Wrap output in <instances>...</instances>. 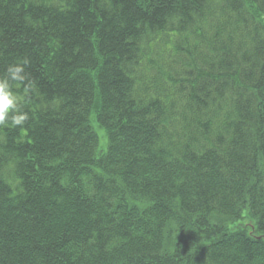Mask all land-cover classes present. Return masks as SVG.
<instances>
[{
    "label": "trees",
    "instance_id": "16d2710c",
    "mask_svg": "<svg viewBox=\"0 0 264 264\" xmlns=\"http://www.w3.org/2000/svg\"><path fill=\"white\" fill-rule=\"evenodd\" d=\"M24 59L0 264H264V0H0Z\"/></svg>",
    "mask_w": 264,
    "mask_h": 264
},
{
    "label": "clouds",
    "instance_id": "9594fccd",
    "mask_svg": "<svg viewBox=\"0 0 264 264\" xmlns=\"http://www.w3.org/2000/svg\"><path fill=\"white\" fill-rule=\"evenodd\" d=\"M27 59L9 65L4 75H0V126H23L29 119L28 113L20 108V98L13 90L14 86H23L27 96L33 89V83L28 80Z\"/></svg>",
    "mask_w": 264,
    "mask_h": 264
},
{
    "label": "rangeland",
    "instance_id": "374dc122",
    "mask_svg": "<svg viewBox=\"0 0 264 264\" xmlns=\"http://www.w3.org/2000/svg\"><path fill=\"white\" fill-rule=\"evenodd\" d=\"M97 132H98V136H99V139H100L98 151L99 152H104L106 148H105V140L103 139V133H102V131H98V130H97ZM245 223H247V222L245 221ZM247 225H249V224H247Z\"/></svg>",
    "mask_w": 264,
    "mask_h": 264
}]
</instances>
